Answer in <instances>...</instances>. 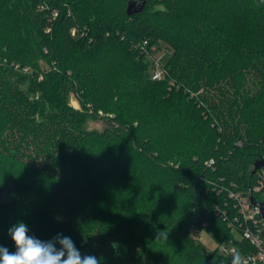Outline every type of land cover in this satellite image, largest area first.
<instances>
[{"label":"trees","instance_id":"16d2710c","mask_svg":"<svg viewBox=\"0 0 264 264\" xmlns=\"http://www.w3.org/2000/svg\"><path fill=\"white\" fill-rule=\"evenodd\" d=\"M129 1L0 0V245L24 222L100 264H234L192 231L251 250L229 195L264 160V0Z\"/></svg>","mask_w":264,"mask_h":264},{"label":"built area","instance_id":"2783aa9c","mask_svg":"<svg viewBox=\"0 0 264 264\" xmlns=\"http://www.w3.org/2000/svg\"><path fill=\"white\" fill-rule=\"evenodd\" d=\"M154 73L152 78L159 80L163 70H156ZM99 112L102 114V111ZM213 163V161L209 162L210 165ZM252 192L253 196L254 193L260 196L259 199L255 198V201L264 204V166L257 172V183ZM229 198L234 202V207L237 210V215L234 217V221L229 223V226L235 233V239L247 241L251 250L242 254L234 241H230V244L224 242L220 245V253L231 258L234 264H264V230L259 208L252 204L248 192L233 191ZM238 255H240L239 258Z\"/></svg>","mask_w":264,"mask_h":264},{"label":"clouds","instance_id":"9594fccd","mask_svg":"<svg viewBox=\"0 0 264 264\" xmlns=\"http://www.w3.org/2000/svg\"><path fill=\"white\" fill-rule=\"evenodd\" d=\"M8 234L15 251L0 245V264H100L96 256L82 255L72 239L61 233L44 241L30 235L27 224L17 222Z\"/></svg>","mask_w":264,"mask_h":264},{"label":"rangeland","instance_id":"374dc122","mask_svg":"<svg viewBox=\"0 0 264 264\" xmlns=\"http://www.w3.org/2000/svg\"><path fill=\"white\" fill-rule=\"evenodd\" d=\"M173 52L172 48H168L166 43L158 42L156 44H153L149 52L144 59L146 63H149L150 66L148 68L149 73L151 77L155 74L154 72L156 70L162 71L163 68H166L167 62L169 61L171 54ZM42 68L47 70L48 66L45 63H41ZM68 103L70 106H72L74 109L81 110V104L79 99L75 96L73 93H69L68 97ZM89 105V109L92 111V108ZM99 118H86L83 123V127L87 130H97V131H103L106 127L113 126V123L109 121L108 118H112L113 115L109 113L100 112L98 111ZM37 163H40L38 161ZM10 201V198L7 194H4L0 199V206L4 203H8ZM28 228L30 229V225H28ZM30 231V230H29ZM193 236L203 245V247L209 252L212 253L217 247L219 249L220 246L216 244V242L211 238V236L204 231L197 232L192 231ZM230 244V241L227 242ZM220 252V250H219ZM238 258L240 255L237 256Z\"/></svg>","mask_w":264,"mask_h":264},{"label":"water","instance_id":"95a60500","mask_svg":"<svg viewBox=\"0 0 264 264\" xmlns=\"http://www.w3.org/2000/svg\"><path fill=\"white\" fill-rule=\"evenodd\" d=\"M146 3H147L146 0H130L128 2V6H127V14L129 16H133L135 14H141L145 9ZM262 166H264V160H260V161L256 162L255 168H254L252 174H254ZM249 196H250L252 204L254 206L258 207L260 210V216L263 220V230H264V204L255 201L252 190L249 191Z\"/></svg>","mask_w":264,"mask_h":264}]
</instances>
